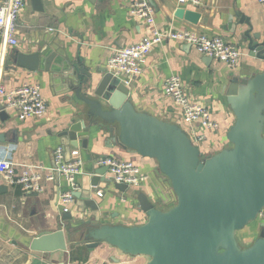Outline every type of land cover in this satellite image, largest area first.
I'll list each match as a JSON object with an SVG mask.
<instances>
[{"label": "crops", "instance_id": "0c3cea01", "mask_svg": "<svg viewBox=\"0 0 264 264\" xmlns=\"http://www.w3.org/2000/svg\"><path fill=\"white\" fill-rule=\"evenodd\" d=\"M130 1L39 0L42 9L38 10L37 4L26 0L17 19L18 44L7 45L0 35V84L8 91L24 82L37 83L47 107L42 116L27 118H21L15 108H5L7 118L0 120V131L16 129V135H9L16 141L0 144V154L10 156L17 169L24 165L43 167L38 170L43 184L40 192L10 185L0 174V264H146L149 260L143 255L123 253L105 242L88 247L79 238V232L73 230H65V251L42 253L28 248L33 236L65 229L68 225L75 227L87 219L110 225L145 222L147 216L139 209L136 199L140 191L160 209L171 205L174 193L168 179L158 170L156 160L121 152L116 145H108L107 130L102 126H89L86 149L71 147L68 140L60 136L69 122L85 120L86 106L73 92L66 90L59 55L66 53L70 60L79 56L81 65L90 72L106 69V60L115 48L135 43L151 31L150 25L130 14ZM148 1L154 11L155 26L160 30H191L221 36L241 50L237 65L229 66L199 53L188 43L164 40L146 55L141 73L126 79L130 88L129 100L138 111L175 123L185 130L187 125L180 109L163 92L165 79L177 75L185 93L205 104L211 118L218 123L216 130L203 131L205 140L199 146L204 155H211L229 146L226 133L235 116L226 101L225 89L232 75L257 60L243 43L242 34L248 28L247 20L251 25L250 33L259 35L255 41H264V7L258 0H201L198 5L180 4L177 0ZM177 8L198 13L197 20L192 22L175 16ZM44 29L57 32L52 44L59 55L49 69L32 72L16 66L11 55L15 51H37V42H42ZM4 99L1 95L3 106ZM58 146L63 147L65 161H79L81 172L75 177L74 190L61 175H55L52 181L45 179L55 165L53 152ZM74 150L78 151L77 155L72 154ZM107 155L134 161L147 174V179L140 186L127 187L123 192L112 182L101 183L98 186L101 195L95 197L99 209L91 210L83 204V199L90 194L86 190L90 184L87 171L91 167H100L95 164V159ZM105 177L110 180L107 171ZM70 189L73 193L79 192L80 196L73 195L68 206L71 218L61 219L59 195ZM261 221L257 219L244 227H247L243 231L244 247L256 238Z\"/></svg>", "mask_w": 264, "mask_h": 264}, {"label": "water", "instance_id": "95a60500", "mask_svg": "<svg viewBox=\"0 0 264 264\" xmlns=\"http://www.w3.org/2000/svg\"><path fill=\"white\" fill-rule=\"evenodd\" d=\"M32 1L36 9H42L39 0ZM175 16L195 22L198 13L177 8ZM246 24L243 43L257 60L232 75L225 89L235 116L226 133L229 146L205 156L182 127L138 111L129 100L130 88L123 77L107 69L90 72L79 56L70 60L66 53L59 55L52 44L56 31L44 29L37 51L11 55L16 66L32 72L48 70L59 55L66 90L86 106L85 120L69 122L60 136L71 147L86 149L89 126H102L108 145L155 159L176 197L174 205L160 209L140 191L136 199L147 216L145 222L110 225L87 219L75 227L31 237V251H65V230H73L88 247L105 242L123 253L148 257L146 264H264V221L250 245L243 247L237 239V232L256 221L264 208V41H255L259 35L251 34L247 20ZM6 118L0 104V120ZM10 134L16 135V129L0 131V144L15 142ZM106 171V166L87 171L90 194L83 204L91 210L99 209L95 201L98 186L111 183ZM112 183L118 191L127 189L125 184ZM72 194L80 196L79 192ZM70 218L69 211L61 215V219Z\"/></svg>", "mask_w": 264, "mask_h": 264}, {"label": "built area", "instance_id": "2783aa9c", "mask_svg": "<svg viewBox=\"0 0 264 264\" xmlns=\"http://www.w3.org/2000/svg\"><path fill=\"white\" fill-rule=\"evenodd\" d=\"M26 0H4L0 3V35L2 40L10 46L18 44L16 36L17 19ZM180 4L190 3L198 5L201 0H177ZM264 7V0H258ZM129 12L132 16L143 20L151 26L150 33L145 34L140 40L130 45L117 47L106 60V69L114 75L125 80L139 75L146 55L156 45L164 40H178L192 45L199 53L212 57L229 66H236L241 57L238 46L229 43L221 36H209L191 30H160L155 26L154 11L148 0H131ZM127 82V80H126ZM163 92L170 97L180 109L183 121L186 123L187 132L191 141L197 145L201 154L205 156L200 145L205 140L204 130H216L218 123L211 118L208 107L191 99L184 91L181 79L173 74L165 79ZM4 96V108H15L21 118L40 117L46 112V103L41 93L40 86L34 82H24L21 85L6 91L0 84V96ZM54 167L50 168L46 180L52 181L55 175H61L71 189L76 188V175L81 172L79 161H65L63 147L58 146L54 152ZM77 155L78 151H72ZM98 166H106L111 182L122 183L127 187H138L147 179L140 167L132 160L121 159L111 155L95 159ZM41 166L24 165L17 169V165L10 156L0 154V174L10 185H19L26 191L40 192L43 184L40 182ZM68 190L59 195V205L62 212L69 211L68 206L73 200V191ZM97 195L101 192L97 191ZM258 219L264 221V208L258 213Z\"/></svg>", "mask_w": 264, "mask_h": 264}, {"label": "rangeland", "instance_id": "374dc122", "mask_svg": "<svg viewBox=\"0 0 264 264\" xmlns=\"http://www.w3.org/2000/svg\"><path fill=\"white\" fill-rule=\"evenodd\" d=\"M175 203H176V197H175V194H174V196H173V200L171 201V205H170V206L174 205ZM246 229H247V227L244 228L243 230H239V231L237 232V239H238L240 245L243 246V247H244V245H245V242L242 240L243 235H244V232H243V231H245Z\"/></svg>", "mask_w": 264, "mask_h": 264}]
</instances>
